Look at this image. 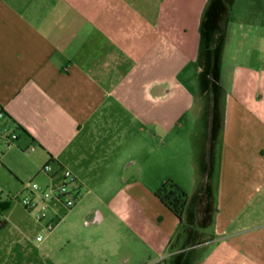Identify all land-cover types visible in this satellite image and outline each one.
<instances>
[{"label": "crops", "instance_id": "crops-1", "mask_svg": "<svg viewBox=\"0 0 264 264\" xmlns=\"http://www.w3.org/2000/svg\"><path fill=\"white\" fill-rule=\"evenodd\" d=\"M235 1L0 0V167L13 190L48 182L47 163L83 190L43 220L11 201L0 264H220L219 236L227 264H264V0H241L253 60L226 75L222 47L216 63L209 53L215 37L226 44ZM183 177L201 197L179 219L156 191L170 179L186 189Z\"/></svg>", "mask_w": 264, "mask_h": 264}, {"label": "rangeland", "instance_id": "rangeland-1", "mask_svg": "<svg viewBox=\"0 0 264 264\" xmlns=\"http://www.w3.org/2000/svg\"><path fill=\"white\" fill-rule=\"evenodd\" d=\"M232 5V9L229 10V12L227 13V15L230 18V29H229V34L227 35V40H226V44L224 45V47L217 44V37H215V43L212 46L211 50L209 51V53H212V55H214L215 58V63L219 60V57L222 58L223 57V68L222 71L224 74H231V71L233 69V65L235 64V62H246L249 61V57H248V53L250 54L251 52V60L254 59L255 57V53H256V49H255V45L252 44V49H249V46L246 42V40L243 39V36L241 35V29H240V22H238L239 17L241 16V9L243 8V2H241V0H236L235 2L231 3ZM206 33V30H205ZM240 41H243V43H241ZM254 41V40H253ZM252 42V41H251ZM243 44V45H242ZM222 47L223 49V55L221 56H217L216 53L218 54L221 53L219 50ZM241 49V50H240ZM246 54V56H244ZM200 69V67H198ZM215 69L213 70V74L216 75L218 74V67H214ZM184 79L186 78L183 77ZM190 78H187V83L190 84L192 87H194V89L198 92L199 91V83L196 82V80H189ZM214 85V84H213ZM216 85V84H215ZM199 93V92H198ZM199 106H195V110L189 112L187 118L185 119L184 123H191L193 124V126L195 125L193 120L195 119V115L197 112ZM194 114V115H193ZM190 115L192 117H190ZM194 118V119H193ZM191 139V138H190ZM184 144V143H183ZM2 149L5 150L4 146L1 145L0 146ZM5 170V167H0V193L4 194L5 196L8 194H16L19 192V190H13V184H19L20 180L18 178H16L14 175H11L8 172L3 171ZM22 181L24 182V185H27L29 182H37L42 184V182H40V178H34V177H30V176H25V178H22ZM184 185L187 186V188L185 189L189 195V198H192V202H194L193 204H196L198 201V198L201 197V194L196 190L195 187V183L196 180H192L189 178H184L183 180ZM12 184V185H9ZM179 183V182H177ZM219 183V180L215 179L214 180V187H213V191L212 190H208L206 192V195H204V201L207 204V213H208V217H210L211 215V209H213L214 207L217 206L218 203V193H217V185ZM23 185V186H24ZM2 194V195H3ZM14 202H18L16 200H13ZM20 203V202H19ZM21 204V203H20ZM215 212V213H214ZM214 214L216 215L218 210L214 209ZM2 217V214H0V218ZM32 218H37L34 214H32ZM210 230V227L208 228ZM226 242V237H221L219 236L218 239H216V241L213 242V247H214V261H221L222 260L224 262H226L225 259L221 258L220 254L221 252L217 250V248H223V249H227V245H225ZM228 249L230 251H235L236 248H234L232 245H230L228 247ZM221 250V249H220ZM222 259V260H221ZM237 261V260H236ZM235 261V262H236ZM242 264H251V261L249 259H247L246 261L244 260H240ZM220 262V264H221ZM227 264V262H226ZM233 264V263H232Z\"/></svg>", "mask_w": 264, "mask_h": 264}, {"label": "built area", "instance_id": "built-area-1", "mask_svg": "<svg viewBox=\"0 0 264 264\" xmlns=\"http://www.w3.org/2000/svg\"><path fill=\"white\" fill-rule=\"evenodd\" d=\"M5 117V112L0 108V118ZM18 135L14 132L5 135V147L11 148L15 145ZM33 149V148H32ZM3 149L0 147V163ZM42 171L48 176L49 181L40 184L29 182L24 185L22 190L16 194H8L6 199L20 202L29 212L34 214L39 220L47 218L50 214V208L53 204L59 203L67 209H72L77 204L83 194L81 185L75 174L66 167H60L59 171L62 177H58V172L54 171L51 163H47ZM56 223L50 221L46 229L51 232ZM43 238L39 234L37 240Z\"/></svg>", "mask_w": 264, "mask_h": 264}, {"label": "trees", "instance_id": "trees-1", "mask_svg": "<svg viewBox=\"0 0 264 264\" xmlns=\"http://www.w3.org/2000/svg\"><path fill=\"white\" fill-rule=\"evenodd\" d=\"M156 195L176 215L177 218H183L189 195L179 183L172 179L167 180L156 191ZM10 202L11 200L9 199H0V214L9 208Z\"/></svg>", "mask_w": 264, "mask_h": 264}]
</instances>
